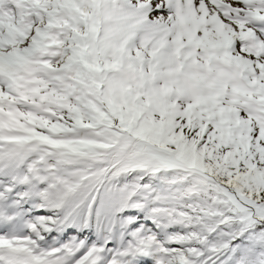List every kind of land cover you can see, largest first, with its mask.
Wrapping results in <instances>:
<instances>
[{
	"label": "snow or ice",
	"instance_id": "snow-or-ice-1",
	"mask_svg": "<svg viewBox=\"0 0 264 264\" xmlns=\"http://www.w3.org/2000/svg\"><path fill=\"white\" fill-rule=\"evenodd\" d=\"M0 264H264V0H0Z\"/></svg>",
	"mask_w": 264,
	"mask_h": 264
}]
</instances>
